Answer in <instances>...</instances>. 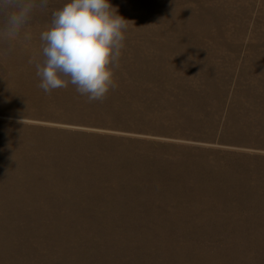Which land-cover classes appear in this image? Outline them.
Segmentation results:
<instances>
[{"label":"rangeland","instance_id":"374dc122","mask_svg":"<svg viewBox=\"0 0 264 264\" xmlns=\"http://www.w3.org/2000/svg\"><path fill=\"white\" fill-rule=\"evenodd\" d=\"M67 2L0 54V264H264V0H108L128 25L92 102L38 87Z\"/></svg>","mask_w":264,"mask_h":264},{"label":"clouds","instance_id":"9594fccd","mask_svg":"<svg viewBox=\"0 0 264 264\" xmlns=\"http://www.w3.org/2000/svg\"><path fill=\"white\" fill-rule=\"evenodd\" d=\"M48 4L0 0V54L7 55L14 42H31L34 13L46 11ZM127 25L108 0H68L52 12L50 24L40 33L38 87L50 94L71 84L89 102L102 101L116 87L114 71L120 66Z\"/></svg>","mask_w":264,"mask_h":264}]
</instances>
